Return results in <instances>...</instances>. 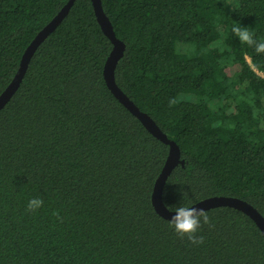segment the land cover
<instances>
[{"label":"trees","instance_id":"1","mask_svg":"<svg viewBox=\"0 0 264 264\" xmlns=\"http://www.w3.org/2000/svg\"><path fill=\"white\" fill-rule=\"evenodd\" d=\"M67 1L0 0V94ZM102 3L126 44L117 84L185 159L165 205L228 195L264 216V54L232 32L264 41V0ZM112 47L92 1L75 0L0 110V264H264V235L239 209H207L199 245L156 211L169 145L108 87ZM33 197L44 206L28 213Z\"/></svg>","mask_w":264,"mask_h":264},{"label":"water","instance_id":"2","mask_svg":"<svg viewBox=\"0 0 264 264\" xmlns=\"http://www.w3.org/2000/svg\"><path fill=\"white\" fill-rule=\"evenodd\" d=\"M91 1L98 22L103 32L110 39L113 45L106 59L103 70L104 78L108 87L116 96V98H118V100L123 103L124 106H126L136 117H138L140 121L144 124V126L153 135H155L157 138L169 145V154L154 185L152 193V202L156 211L162 217L171 220L172 216H174L175 213L168 211L165 207V203L163 201V190L166 181L173 169L178 164L185 165V159L181 157V150L176 141L170 139L168 135L163 132V130L159 127L157 122L148 113L142 111L139 106H137L135 102L117 84L115 70L119 60L124 54L126 44L120 38L117 37L113 28V24L109 16L104 11L102 0ZM74 2L75 0H68L67 3L63 5V7L59 10V12L35 35L30 44L27 46L23 53L20 66L15 76L0 94V110L9 102L14 93L19 88L28 69L29 63L40 44L63 21V19L69 13ZM190 206L204 210L218 206L234 207L249 215L255 221V223L258 225L264 235V216L256 207H254L251 203L242 198L228 195H213L210 197L203 198Z\"/></svg>","mask_w":264,"mask_h":264},{"label":"clouds","instance_id":"3","mask_svg":"<svg viewBox=\"0 0 264 264\" xmlns=\"http://www.w3.org/2000/svg\"><path fill=\"white\" fill-rule=\"evenodd\" d=\"M229 6H231V0ZM232 32L240 39L241 43L253 47L257 54H264V41H257L254 34L247 27L237 25L232 28ZM185 199H187V196L184 192L180 206L165 205L168 211L175 213L171 220L168 221L169 227L174 230L180 239L186 238L195 245L202 244L204 237L199 235V232L204 225L211 226L212 220L208 211L183 203ZM43 206L44 200L42 198L33 197L27 203L26 212L35 213ZM52 215L63 222L59 210L53 211Z\"/></svg>","mask_w":264,"mask_h":264}]
</instances>
